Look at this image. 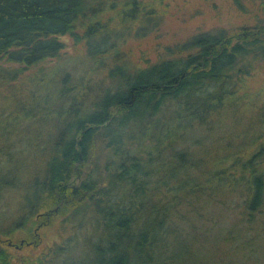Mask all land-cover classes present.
Listing matches in <instances>:
<instances>
[{
    "label": "trees",
    "instance_id": "obj_1",
    "mask_svg": "<svg viewBox=\"0 0 264 264\" xmlns=\"http://www.w3.org/2000/svg\"><path fill=\"white\" fill-rule=\"evenodd\" d=\"M154 15L141 0H0V193L23 185L19 166L7 163L12 152L44 149L27 124L59 107L52 158L34 172L19 222L43 209L51 220L80 222L82 234L97 232L81 256L71 236L50 259L22 251L13 260L0 247V264H203L192 248L215 231L217 264H264L254 227L264 233V133L253 128H264V110L244 127L236 112L247 104L237 96L243 81L264 62V23L198 34L183 56L126 68L115 43L131 21ZM62 36L84 45L91 75L107 64L109 87L89 93L85 76L61 63ZM157 119L152 138H138L133 127ZM18 133L26 142L13 141ZM97 139L104 179L86 169Z\"/></svg>",
    "mask_w": 264,
    "mask_h": 264
},
{
    "label": "rangeland",
    "instance_id": "obj_2",
    "mask_svg": "<svg viewBox=\"0 0 264 264\" xmlns=\"http://www.w3.org/2000/svg\"><path fill=\"white\" fill-rule=\"evenodd\" d=\"M144 4L151 6L155 10L154 19L148 23L139 25L136 21H131L132 28L130 31L122 35L116 44L118 49V60L124 63L128 69H141L159 60L175 58L188 53V42L196 35L203 33H217L219 31H231L241 26H253L264 23V13L260 10L264 1L262 0H141ZM115 9H108L105 13L108 16L114 15ZM104 14V15H105ZM105 15V16H106ZM64 42L62 50V61L71 64L70 70L73 76L79 74L84 75L85 79L91 75L90 69L93 64L89 61L86 48L82 44L74 45L71 38L62 36ZM60 63V62H59ZM73 63V64H72ZM54 62H49L47 66H51ZM95 69L90 79L84 82L89 83V93L95 92L96 84L103 88L110 86V78L107 77L108 67ZM28 74L27 72L25 73ZM25 76V75H24ZM243 87L237 93V96H246V103L240 105L236 112L241 125L244 127L249 117H255L259 109L264 110V62L251 75L247 76L243 81ZM0 90V104L2 102ZM92 96V95H91ZM255 100V101H254ZM254 101L255 109L249 108L248 105ZM59 107H55V111L49 113L44 120L37 124H27V133L29 135L38 134V141L44 144V149L36 150L32 147L28 152H12V159L8 161L9 165H16L19 168L15 171L20 184L19 189L8 188L0 193V247L7 251L14 260L22 251H28L36 257L50 259L52 252L58 246L66 247L74 243L67 241L68 238L80 237L78 250H73L74 254L83 255L87 251V242L89 236L96 237L97 232L87 231L82 234V228L79 227L80 222L64 223L62 218L57 216L49 219L50 214L44 213L43 209H34L29 213L27 223L19 222L22 205L26 204L30 199L31 180L34 172H41L44 166L52 158L53 143L48 139L55 136L56 131L62 125L61 120L64 116L57 111ZM246 119V120H245ZM232 118H226L222 126L229 132L232 129ZM157 121V122H156ZM153 125L150 123L136 124L133 128H137L135 133L138 138L146 141V136L156 133L159 129V119ZM235 121V119H234ZM7 126L13 125V121L7 120ZM236 123V121H235ZM149 124V125H147ZM147 125L148 127H145ZM2 124H0L1 130ZM255 135L263 134L264 128H259L256 123L253 128ZM239 131V130H238ZM27 134V135H28ZM252 134V132L250 133ZM249 133L247 134V136ZM35 137V136H34ZM27 137L20 138L19 133L15 136L14 142L24 141ZM159 138V135H157ZM3 139L0 138V142ZM20 141V142H21ZM26 142V140H25ZM36 153H35V152ZM104 144L100 140H95L90 159L87 164V170L98 168L97 176L101 179L105 178V170L103 169ZM30 153L36 154L30 155ZM21 166V167H20ZM209 213L210 208L206 209ZM42 215L47 218L42 219ZM210 215V214H209ZM233 217L230 216L232 221ZM19 222V223H18ZM25 223V224H24ZM85 225V224H83ZM260 224L255 222V232L259 234L257 256L264 254V233H261ZM80 228V229H78ZM218 233L215 231L212 235H208L202 242L194 245V260H199L203 264H217L216 258L220 257V250H214V237ZM67 243V244H65ZM82 251L84 253H82ZM88 252V251H87ZM88 254V253H86ZM50 264V263H46Z\"/></svg>",
    "mask_w": 264,
    "mask_h": 264
}]
</instances>
